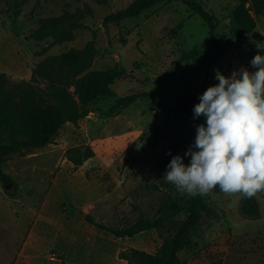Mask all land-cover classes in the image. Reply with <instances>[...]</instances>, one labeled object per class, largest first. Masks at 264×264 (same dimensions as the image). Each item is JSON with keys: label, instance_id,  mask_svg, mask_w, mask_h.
Listing matches in <instances>:
<instances>
[{"label": "rangeland", "instance_id": "rangeland-1", "mask_svg": "<svg viewBox=\"0 0 264 264\" xmlns=\"http://www.w3.org/2000/svg\"><path fill=\"white\" fill-rule=\"evenodd\" d=\"M134 1L0 0L4 87L29 82L40 63L90 42L96 53L88 65L73 69L77 76L67 90L79 102L75 81L93 72L118 77L112 95L90 100L88 115L77 125L64 124L53 144L5 157L4 172L17 190L0 183V264H127L123 257L131 249L157 253L182 222L178 216L162 228H147L174 205H186L189 196L163 176L172 156H183L194 144L196 125L205 118L176 117L166 107L218 84L216 70L227 77L241 68L256 70L250 61L264 55V5L247 0L256 26L244 34L237 26L240 0H190L211 15L214 41L203 20L179 2L103 24ZM58 83L56 77L38 79V87L49 92ZM134 94L145 96L111 110ZM152 130L162 133L157 147L136 157ZM77 146H89L94 157L75 168L66 152ZM189 160L184 157L185 164ZM204 198L215 215L180 253L181 264H264V193L246 199L225 196L217 187ZM121 232L129 236L118 237Z\"/></svg>", "mask_w": 264, "mask_h": 264}, {"label": "trees", "instance_id": "trees-1", "mask_svg": "<svg viewBox=\"0 0 264 264\" xmlns=\"http://www.w3.org/2000/svg\"><path fill=\"white\" fill-rule=\"evenodd\" d=\"M179 2L186 5L196 13L209 29L211 40H215V25L211 15L198 3L190 0H135L127 9L107 16L103 24L119 23L122 20L136 18L141 13L152 9L161 3ZM247 0H240L237 9L238 30L244 34H251L255 29V20L245 8ZM264 0H258L257 7H262ZM71 28H87L83 25H71ZM95 32V31H94ZM35 37H41L36 33ZM93 42L88 43L84 50L72 49L59 56L49 58L40 63L33 71L29 82L14 84L12 88L4 87L0 82V130L5 134L0 135V183L4 188L17 190L13 179L4 172L3 164L5 157L10 154L25 155L35 149H42L54 143L61 127L70 123L77 125L78 122L88 115L87 104L98 96H111V88L114 86L117 75L112 72H93L73 84L79 102L74 95L67 90L66 85L77 76L73 72L75 68H83L90 63L95 55ZM56 77V91L49 92L38 87V79ZM209 75L204 80V88L210 84ZM205 91V90H204ZM145 95L134 94L119 99L111 110H119L129 107L139 98ZM46 97V98H43ZM52 99L57 103L50 105L47 101ZM199 103V98L193 94L179 97L175 104L166 107L169 114L185 118L193 115V107ZM20 116L19 120H16ZM7 133V134H6ZM162 136L160 131L152 130L151 139L142 145L139 152L155 149L157 141ZM94 157V152L89 146H77L66 152V158L75 168L83 166L85 162ZM8 192V191H7ZM10 197L15 198L14 193L8 192ZM215 211L204 196L188 197L184 206L174 205L168 214L148 225V229L162 228L165 223L183 216V220L177 226L171 237L164 240L157 253L151 254L145 251L131 249L123 259L127 264H181L180 253L186 249L191 239L198 233L205 219L213 218ZM118 237L129 236V233H116Z\"/></svg>", "mask_w": 264, "mask_h": 264}, {"label": "clouds", "instance_id": "clouds-1", "mask_svg": "<svg viewBox=\"0 0 264 264\" xmlns=\"http://www.w3.org/2000/svg\"><path fill=\"white\" fill-rule=\"evenodd\" d=\"M230 77L216 70L193 107L194 144L183 156H172L163 179L180 194L205 196L219 187L225 196L251 199L264 193V55ZM171 155V152L167 153ZM184 157H190L184 163Z\"/></svg>", "mask_w": 264, "mask_h": 264}, {"label": "built area", "instance_id": "built-area-1", "mask_svg": "<svg viewBox=\"0 0 264 264\" xmlns=\"http://www.w3.org/2000/svg\"><path fill=\"white\" fill-rule=\"evenodd\" d=\"M52 259H54V258H52Z\"/></svg>", "mask_w": 264, "mask_h": 264}]
</instances>
